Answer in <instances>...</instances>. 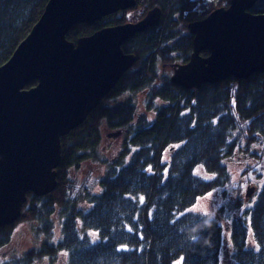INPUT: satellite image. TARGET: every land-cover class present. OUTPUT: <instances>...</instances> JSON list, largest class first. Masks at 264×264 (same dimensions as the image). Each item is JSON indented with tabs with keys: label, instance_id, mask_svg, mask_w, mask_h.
<instances>
[{
	"label": "trees",
	"instance_id": "1",
	"mask_svg": "<svg viewBox=\"0 0 264 264\" xmlns=\"http://www.w3.org/2000/svg\"><path fill=\"white\" fill-rule=\"evenodd\" d=\"M47 1L0 0V65ZM201 1L136 0L130 10L70 29L66 38L75 42L105 26L136 22L153 7L162 13L155 27L122 44L125 53L135 55L133 66L61 138L56 188L44 196L28 193L20 217L0 228V264H37L45 257L53 260L58 252L66 254L67 264H264V176L244 215H233L247 203L241 194L218 210L224 226L191 208L231 185L228 163L236 152L258 157L254 149L264 146V70L186 89L159 68L160 63L188 61L193 37L187 24L207 15L197 9ZM228 2L219 0L218 5ZM250 11L263 13L264 0ZM125 92L142 93V111L134 100H116ZM103 125L121 132L110 159L102 156ZM85 162L105 168L93 186L80 183L83 192L71 173ZM197 167L208 178L198 176ZM53 218L60 225L58 239ZM22 223L32 231L30 247L10 250ZM225 247L230 258L222 260Z\"/></svg>",
	"mask_w": 264,
	"mask_h": 264
},
{
	"label": "water",
	"instance_id": "2",
	"mask_svg": "<svg viewBox=\"0 0 264 264\" xmlns=\"http://www.w3.org/2000/svg\"><path fill=\"white\" fill-rule=\"evenodd\" d=\"M258 0H230L188 23L193 34L187 62L172 64L170 81L186 89L233 76L245 79L264 70V12ZM136 0H48L37 22L0 65V228L21 215L27 194L44 196L57 186L61 138L79 126L121 76L135 55L122 44L155 27L161 9H149L136 22L102 27L66 38L78 23L94 24L127 11ZM209 54L201 55L202 51ZM32 82L35 85L26 86ZM120 131L108 134L116 137ZM255 187L247 186L245 199Z\"/></svg>",
	"mask_w": 264,
	"mask_h": 264
},
{
	"label": "rangeland",
	"instance_id": "3",
	"mask_svg": "<svg viewBox=\"0 0 264 264\" xmlns=\"http://www.w3.org/2000/svg\"><path fill=\"white\" fill-rule=\"evenodd\" d=\"M218 0H204L198 4V8L200 11H207V14L214 8H216ZM133 13V11H129V16ZM192 35V34H191ZM181 62L180 64H182ZM161 64L159 67L161 68ZM167 73L166 71H163ZM142 93H138L136 96H132L131 93L125 92L120 97L116 98L117 101H122L125 99L134 100L137 103L139 111H142L143 104H142ZM157 105L160 102L157 100ZM112 133V130L107 129L104 125L102 126V134H103V142H102V153L105 159H110L109 157L113 154V150L115 146H120L122 138L119 136L116 137H108V134ZM254 154H258V157L255 156H246L241 154V152H236L233 158L230 160L229 164V172L231 175V185L224 189L218 190L215 192H211L207 196L199 199L194 206H192V210L205 213L208 215L209 218H218L220 221V214L219 209L222 207H227L228 204L236 198L238 194H241L245 199V190L248 185L256 186V190L252 197L247 200V203L241 210L234 211L233 215H244L246 213V209H248L251 205V202L254 200L255 194L258 192L259 187L262 183V177L264 176V146H259V148H255L253 151ZM104 165L103 164H93L91 162H85L78 172H72L71 176L73 177L75 185L82 190L83 192L84 187L80 184L82 181L86 182L87 187L93 186V183L96 179L101 177L104 173ZM249 169V171H247ZM256 169V174H252V170ZM195 173L198 176L203 178H208L206 173L202 170L201 167H197L195 169ZM260 175V177H256V175ZM248 183V184H247ZM223 192L225 194H223ZM27 201V200H26ZM245 212V213H244ZM215 213V214H214ZM226 214V213H225ZM226 216V215H225ZM56 217V216H55ZM54 233L56 234V239L59 236V228L60 225L57 223L56 218L54 220ZM222 226L225 225L226 222H220ZM32 231L29 229V226L25 223L18 225L13 239L12 244L10 246V250L13 248L24 251L30 247L31 238H32ZM228 240L226 236V243L225 245L228 246ZM226 251V250H225ZM222 252V260H225L226 255L229 254V251ZM5 254V250H3ZM229 258V257H228ZM37 264H67V256L64 252H58L53 260L45 257L42 258ZM175 264H181V261H177Z\"/></svg>",
	"mask_w": 264,
	"mask_h": 264
},
{
	"label": "flooded vegetation",
	"instance_id": "4",
	"mask_svg": "<svg viewBox=\"0 0 264 264\" xmlns=\"http://www.w3.org/2000/svg\"><path fill=\"white\" fill-rule=\"evenodd\" d=\"M203 1H204V0H202L201 2H203ZM229 1H230V0H229ZM218 4H219V0H218V2H217L216 8H220V7L227 8L228 5H229V2H228V5H227V6H226V5H218ZM216 8H214V9H216ZM197 9H199L198 6H197ZM214 9H212V10H214ZM251 9H252V8H251ZM251 9H250V10H251ZM212 10H211V11H212ZM211 11H210V12H211ZM201 12L204 13V12H207V11H201ZM210 12H209V13H210ZM209 13H208V14H209ZM161 14H162V13H161ZM208 14H207V15H208ZM207 15H206V16H207ZM187 25H188V24H187ZM188 33L191 34L189 31H188ZM192 37H193V34H192ZM186 62H187V61H186ZM175 63H179V64H180L181 62H172V63H170V64H164V63H163V65L161 64V68H160V67H159V68H160L161 71H166V72L168 73V75H170V77H171V75H172V73H173V69H172V66H171V65H172V64H175ZM183 63H185V62H183Z\"/></svg>",
	"mask_w": 264,
	"mask_h": 264
},
{
	"label": "snow or ice",
	"instance_id": "5",
	"mask_svg": "<svg viewBox=\"0 0 264 264\" xmlns=\"http://www.w3.org/2000/svg\"><path fill=\"white\" fill-rule=\"evenodd\" d=\"M140 199H141V201H143V197H141Z\"/></svg>",
	"mask_w": 264,
	"mask_h": 264
},
{
	"label": "bare ground",
	"instance_id": "6",
	"mask_svg": "<svg viewBox=\"0 0 264 264\" xmlns=\"http://www.w3.org/2000/svg\"><path fill=\"white\" fill-rule=\"evenodd\" d=\"M206 56V55H205Z\"/></svg>",
	"mask_w": 264,
	"mask_h": 264
}]
</instances>
